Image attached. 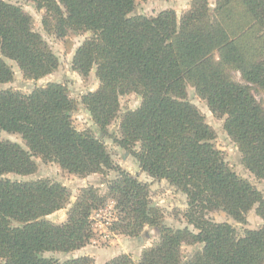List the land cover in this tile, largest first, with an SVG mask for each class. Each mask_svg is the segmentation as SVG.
Returning a JSON list of instances; mask_svg holds the SVG:
<instances>
[{
  "label": "trees",
  "instance_id": "trees-1",
  "mask_svg": "<svg viewBox=\"0 0 264 264\" xmlns=\"http://www.w3.org/2000/svg\"><path fill=\"white\" fill-rule=\"evenodd\" d=\"M22 1L43 10L41 25L49 34L89 33L75 49L71 68L81 76L95 71L99 85L81 102L101 135L75 127V101L65 84L49 82L29 93L0 89V131L19 135L25 145L0 137L2 264H93L88 255L59 261L44 253L89 243L90 213L108 199L116 211L112 231L134 237L145 226L157 227L159 239L137 259L122 253L104 264H264V196L228 166L212 142V128L186 99L190 83L213 114L225 116L223 127L244 167L264 180V105L252 92H264V0H215L213 9L207 0H192L179 18L172 9L131 14L138 0ZM236 18H244L243 24L235 27ZM250 31L261 48L254 60L240 44ZM7 60L31 79L58 66L32 17L20 5L0 0V84L13 79ZM227 68L240 71L245 83L232 80ZM129 92L140 96V105L121 114L118 135L111 136L107 126L120 111L119 97ZM105 135L127 149L142 171L185 195L184 218L195 231L162 223L149 186L114 164ZM34 157L81 177L115 174L105 181L103 194L94 185L79 188L65 221L54 223L47 216L68 202L66 186L47 178L7 177L33 174ZM254 205L263 225L240 235L230 223L206 217L220 208L243 222ZM196 244L183 260L182 245Z\"/></svg>",
  "mask_w": 264,
  "mask_h": 264
},
{
  "label": "rangeland",
  "instance_id": "rangeland-1",
  "mask_svg": "<svg viewBox=\"0 0 264 264\" xmlns=\"http://www.w3.org/2000/svg\"><path fill=\"white\" fill-rule=\"evenodd\" d=\"M20 5L33 19V28L39 32L43 39L47 42L50 49L58 57V66L51 73L38 79L25 78L14 61L7 60L13 70V79L10 82L0 84V89L10 88L22 93H29L37 86H44L49 82L62 83L67 86L70 98L75 101V109L72 112V119L75 127L78 130L91 131L95 136H100V130L93 122L85 105L81 102V97L88 91L97 89L99 82L95 76V71L92 70L87 76H81L71 68V61L75 49L89 36L88 32L70 31L65 37H57L54 34H49L42 28L41 18L43 10H37L32 2L22 0H7ZM192 0H138L131 14H141L145 16H155L162 10L172 9L175 11L177 18L186 11ZM210 9L214 8L215 0H207ZM234 8H238L234 6ZM244 18H236L235 27L243 24ZM232 30V28L230 29ZM240 44L243 45L246 55L249 60H254L259 57L261 51L260 41L256 40L255 33L250 31L240 39ZM226 72L231 77L240 83H245L240 71L233 68H227ZM254 97L261 101L264 105V92L252 90ZM186 99L189 100L204 117L207 123L214 132L212 139L215 147L221 152L228 166L240 177L248 180L263 196H264V180L256 178L248 171L241 161V154L235 142L227 135L223 123L225 116H217L213 114L204 98L197 92L195 87L190 83L186 85ZM141 98L133 92H129L119 97L120 111L116 118L107 126L109 135L117 136L120 116L128 109H134L140 105ZM109 135L103 136L106 149L108 150L114 164L119 165L122 169L149 186V196L152 201V206L160 209L163 218L162 223L173 228H184L195 231L194 228L187 223L184 218L186 211V197L183 193L169 185L165 180H158L150 177L146 172L142 171L138 166L136 159L132 154L120 146H118L112 137ZM0 137L3 140H11L25 147L23 140L17 134L0 131ZM37 164V169L30 175L7 174L10 179L31 180L37 178H47L52 181H57L66 186L69 192V199L65 206L47 216V219L54 223H62L66 219V213L71 203L78 196L79 188L88 185H94L99 189L101 194L105 193V181L111 178L115 173L109 171L107 174L93 173L81 177L76 174L68 173L62 170L54 162H43L40 158L34 157ZM256 205H254L244 215L245 220L239 222L228 215L222 209H213L206 212V217L216 222H228L236 230L237 234H242L245 229H259L263 225L262 218L256 213ZM116 220V211L114 209V201L112 199L106 202L90 213L92 238L85 246L71 251H47L45 256L53 257L59 261L88 255L93 259V264H104L111 258L122 254H130L137 259L143 248L153 245L159 239V230L157 227L145 226L138 236H126L115 231H112L111 224L105 221ZM105 220V221H104ZM199 245H182V259L185 260ZM0 264L2 261L0 260Z\"/></svg>",
  "mask_w": 264,
  "mask_h": 264
},
{
  "label": "built area",
  "instance_id": "built-area-1",
  "mask_svg": "<svg viewBox=\"0 0 264 264\" xmlns=\"http://www.w3.org/2000/svg\"><path fill=\"white\" fill-rule=\"evenodd\" d=\"M105 221V220H104ZM111 221V218H110V220L109 221H105L106 223H109Z\"/></svg>",
  "mask_w": 264,
  "mask_h": 264
}]
</instances>
